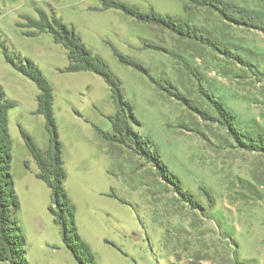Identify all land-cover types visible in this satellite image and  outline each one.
Wrapping results in <instances>:
<instances>
[{
  "label": "rangeland",
  "instance_id": "374dc122",
  "mask_svg": "<svg viewBox=\"0 0 264 264\" xmlns=\"http://www.w3.org/2000/svg\"><path fill=\"white\" fill-rule=\"evenodd\" d=\"M60 23L119 80L131 133L111 130L106 84L60 83L81 65L47 33ZM6 56L53 88L66 228L21 136L48 156L39 91ZM0 85L23 241L0 264H264V0H0Z\"/></svg>",
  "mask_w": 264,
  "mask_h": 264
},
{
  "label": "trees",
  "instance_id": "16d2710c",
  "mask_svg": "<svg viewBox=\"0 0 264 264\" xmlns=\"http://www.w3.org/2000/svg\"><path fill=\"white\" fill-rule=\"evenodd\" d=\"M60 26L63 30V37H60L58 33L51 29L47 30V33L51 34L53 41L56 44L64 45V48L69 53L74 52L76 54L77 63H80L81 65L79 67H69L68 70L89 71L101 76L111 90L112 99L116 109L115 115L109 118L112 131L115 134H120L123 128L131 133L132 131L127 123L128 120L125 115L128 114V116H131V119H133L134 122L138 121L133 117L132 105L123 97L119 80L108 70V67L103 62L92 56L89 50L81 44L73 31L68 30L62 25V23H60ZM6 60L15 70L32 81L39 91L36 98L38 105L36 113L44 117L50 135L51 143L48 156L46 157L42 154L25 132L21 131V136L41 170V178L47 182L51 189L53 204L60 210L59 220L63 222L64 228H66L67 223L70 224L72 222L73 205L69 202L63 188L65 174L61 158V144L58 139L57 125L53 115L52 87L32 61L25 59V67H23L22 65H16L7 56ZM98 65L102 68L101 70L97 69ZM93 66H96L97 68ZM13 105L14 104L7 99L3 87L0 85V178H3V182H0V242L4 247L2 252L5 251V254L3 253V257H1L2 259L0 260H10L11 262H15L14 254L22 252L20 248L23 246L22 236L16 227L17 223L10 215V208H13L14 210L19 209V201L14 191L13 180L9 174L12 142L8 130L7 111L11 109ZM120 118L122 119L121 124L118 122ZM100 133L104 138H109V136L103 132L100 131ZM160 164L162 165V163ZM50 177L53 178L54 182L50 181ZM7 226H14L10 228L11 231L14 230L13 236L10 233H7ZM13 246H15V248L17 247V251H15ZM18 254L21 255V253ZM17 260H19V258H17Z\"/></svg>",
  "mask_w": 264,
  "mask_h": 264
},
{
  "label": "crops",
  "instance_id": "0c3cea01",
  "mask_svg": "<svg viewBox=\"0 0 264 264\" xmlns=\"http://www.w3.org/2000/svg\"><path fill=\"white\" fill-rule=\"evenodd\" d=\"M64 74H66V75H64V77L62 79L63 81H60V83L63 82V84H66V86L68 88L82 86L83 87L82 89H84L85 92H89L90 93V92H92L91 87L94 84L95 87L97 86L98 90L101 91L102 93H103V91L104 92H107V91L110 90L109 86L105 83V81L102 78L98 77L97 75H94L93 73H91L89 71H80V72H77V73H66V72H64ZM104 84H106L108 86L109 90L105 87ZM52 91H53V88H52ZM110 93H111V90H110ZM79 95L82 98H84L81 92L79 93ZM36 98H37V96H36ZM111 98H112V95H111ZM95 99H96V96L94 95V93H91L90 96L85 97L82 101H87V103H89V104H94ZM82 101L80 100V102H82ZM36 102H37V99H36ZM54 104L55 103H54V98H53V106H54ZM37 106H36V108L32 112L34 115H39V114L36 113ZM115 111H116V109H115ZM115 111H114V113H115ZM71 114L72 115H75L78 118L81 117V114L79 113V111L76 110V109H74V108L72 109ZM110 117H113V115L112 116H109L108 117V120H109ZM44 121H45V119H44ZM85 121H87V120H85ZM111 130H112V128H111ZM98 131L99 130L96 129L97 135L101 138L100 144H102V146L103 145L108 146V143H107L106 139L103 138L99 134ZM48 139H49V133H48V138L44 139L43 146H42L43 149H46L47 148V146H48ZM58 139H59V135H58ZM104 149L105 150L103 151V153L106 154V155H108V152H107L108 148L107 147H104ZM61 158H62V150H61ZM63 165H64L65 168L67 167L66 166V163L64 161H63ZM67 174H68V170L66 172V180H67ZM40 186H38V187H40ZM65 187H66V185H65Z\"/></svg>",
  "mask_w": 264,
  "mask_h": 264
}]
</instances>
